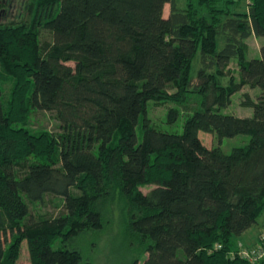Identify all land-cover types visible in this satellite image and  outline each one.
I'll use <instances>...</instances> for the list:
<instances>
[{
  "label": "trees",
  "instance_id": "16d2710c",
  "mask_svg": "<svg viewBox=\"0 0 264 264\" xmlns=\"http://www.w3.org/2000/svg\"><path fill=\"white\" fill-rule=\"evenodd\" d=\"M184 2L34 0L29 23L0 25V264H17L25 241L30 264H86L53 244L101 229L118 195L145 264H264L234 249L264 216V45L244 59L245 41L264 38V0L247 13L231 11L234 0ZM42 28L51 43H41ZM235 59L240 83L228 76ZM246 85L261 90L246 101L252 116L223 114ZM189 93L202 94V110L182 133L151 126L150 103L181 104ZM33 110L53 113L75 141L31 131ZM200 131L250 141L226 153L205 146ZM23 159L36 161L19 177ZM47 195L63 198L65 213L37 220L31 207Z\"/></svg>",
  "mask_w": 264,
  "mask_h": 264
},
{
  "label": "rangeland",
  "instance_id": "374dc122",
  "mask_svg": "<svg viewBox=\"0 0 264 264\" xmlns=\"http://www.w3.org/2000/svg\"><path fill=\"white\" fill-rule=\"evenodd\" d=\"M26 1V2H25ZM29 0H13V10L9 9V17L5 21H1L0 25L8 24L10 22H28L33 20L30 16L26 5ZM237 3L231 5L230 10L235 13H247L249 8L253 5V0H234ZM10 1L7 0V4ZM179 6L184 7V0H178ZM7 9L10 7L6 5ZM170 14V5H166L164 16L167 18ZM40 40L43 45L52 42V35L45 29L40 30ZM222 46V42H220ZM245 61L260 57L261 47L264 45V38L252 36L245 41ZM200 58L194 62L193 75H195L200 67ZM240 60L235 59L231 61L228 70V76L233 77L235 83H240ZM70 65L74 66L73 63ZM4 89L6 98L13 87L12 82H5ZM171 93L174 90H170ZM261 94L259 88H253L246 85L234 94L229 105L221 112L223 114H232L238 117H250L253 110L246 104L248 99L256 101ZM202 94L189 93L187 98L181 104H174L173 102L166 103H150L147 109V117L153 128L162 130L168 133H182L184 124L188 117L193 115L196 111L202 110ZM171 109L178 110V118L175 122L170 121L169 112ZM26 127L33 132H40L46 130L54 134L58 140L65 141L67 138H72L75 141V133L67 128H63L61 123L55 118L53 113L33 110ZM137 134L139 140L142 139L141 124L137 127ZM199 138L208 148L221 147L226 153H231L234 148L244 147L250 141V136L239 135L235 138L220 140L216 134L200 131ZM119 139L116 137L114 143H118ZM36 161L20 160L17 170L18 176L23 177L27 174L28 163ZM153 187H144L141 190L148 193ZM33 216L39 219L55 218L65 213L64 199L54 195H47L42 203L34 204L31 207ZM104 226L99 230L88 231L79 234L72 239H65L59 237L53 244L54 249H76L80 251L83 262L86 264H145L147 258L146 246L137 242V237L132 235L129 231V217L127 202L125 198L116 196L104 210ZM264 216L259 219V223L253 226L242 237H235L234 249L242 251H253L254 249L264 247V231L263 221ZM1 243L10 242V234L2 235ZM182 252V251H180ZM181 254V253H180ZM264 258V257H263ZM262 258V259H263ZM261 259V260H262ZM17 264H30V255L28 250V243L25 241L22 244L21 256Z\"/></svg>",
  "mask_w": 264,
  "mask_h": 264
},
{
  "label": "flooded vegetation",
  "instance_id": "af4514ba",
  "mask_svg": "<svg viewBox=\"0 0 264 264\" xmlns=\"http://www.w3.org/2000/svg\"><path fill=\"white\" fill-rule=\"evenodd\" d=\"M9 1H10V3L7 4V0H0V22L5 21L9 17V14H10V12H8L9 9L13 10V5H11L13 0H9ZM33 4H34V0H29L28 4L26 5L27 9L29 10L30 16H32V14L34 13L33 11L30 10V7ZM6 5H9L10 7L7 9Z\"/></svg>",
  "mask_w": 264,
  "mask_h": 264
},
{
  "label": "built area",
  "instance_id": "2783aa9c",
  "mask_svg": "<svg viewBox=\"0 0 264 264\" xmlns=\"http://www.w3.org/2000/svg\"><path fill=\"white\" fill-rule=\"evenodd\" d=\"M241 256L248 258L251 262H258L264 257V247L254 249L253 251H240Z\"/></svg>",
  "mask_w": 264,
  "mask_h": 264
}]
</instances>
